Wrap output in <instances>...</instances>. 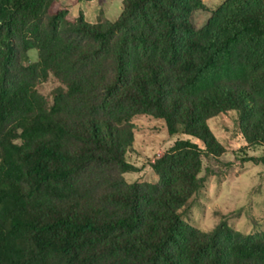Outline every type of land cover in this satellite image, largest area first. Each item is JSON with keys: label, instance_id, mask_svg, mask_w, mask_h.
Masks as SVG:
<instances>
[{"label": "trees", "instance_id": "obj_1", "mask_svg": "<svg viewBox=\"0 0 264 264\" xmlns=\"http://www.w3.org/2000/svg\"><path fill=\"white\" fill-rule=\"evenodd\" d=\"M67 1L0 0V264H264V234L183 220L225 152L209 119L236 112L264 146V0H224L199 29L202 0H121L95 24ZM138 116L187 137L156 183L124 178Z\"/></svg>", "mask_w": 264, "mask_h": 264}, {"label": "rangeland", "instance_id": "obj_2", "mask_svg": "<svg viewBox=\"0 0 264 264\" xmlns=\"http://www.w3.org/2000/svg\"><path fill=\"white\" fill-rule=\"evenodd\" d=\"M223 1L202 0L207 10L191 14L194 27H203L211 12ZM111 6H114L113 11H110ZM65 7L74 15L82 12L85 21L95 24L116 19L121 3L117 0H68ZM29 54L36 59V51ZM59 86V82L49 76L38 91L51 102L53 91ZM236 118V112H230L208 120L210 131L225 152L218 158L203 159V187L193 198L183 220L203 231L226 222L233 231L243 235L264 234V165L243 162L245 156H264V146L245 147ZM131 123L134 126V145L128 150L126 158L138 171L125 174L124 178L128 183H156L158 177L150 167L151 162L176 140L187 137L181 134L169 136L163 121L147 116L135 117Z\"/></svg>", "mask_w": 264, "mask_h": 264}, {"label": "crops", "instance_id": "obj_3", "mask_svg": "<svg viewBox=\"0 0 264 264\" xmlns=\"http://www.w3.org/2000/svg\"><path fill=\"white\" fill-rule=\"evenodd\" d=\"M91 1H92V0H91ZM117 1H119V3H121V0H117ZM89 2H90V1H89ZM119 8H120V7H119ZM117 9H118V7H117ZM113 10H114V6H111V7H110V11H113ZM119 11H121V10H119ZM119 11H118V12H119ZM119 14H120V13H119ZM117 17H118V16H117ZM117 17H116V18H117Z\"/></svg>", "mask_w": 264, "mask_h": 264}]
</instances>
